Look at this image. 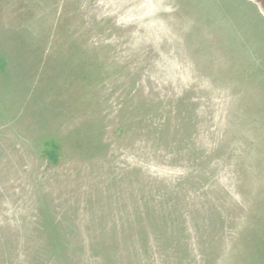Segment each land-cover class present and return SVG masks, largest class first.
<instances>
[{"label":"rangeland","instance_id":"1","mask_svg":"<svg viewBox=\"0 0 264 264\" xmlns=\"http://www.w3.org/2000/svg\"><path fill=\"white\" fill-rule=\"evenodd\" d=\"M0 264H264L260 0H0Z\"/></svg>","mask_w":264,"mask_h":264},{"label":"flooded vegetation","instance_id":"2","mask_svg":"<svg viewBox=\"0 0 264 264\" xmlns=\"http://www.w3.org/2000/svg\"><path fill=\"white\" fill-rule=\"evenodd\" d=\"M261 1V3L263 4V6H264V0H260Z\"/></svg>","mask_w":264,"mask_h":264}]
</instances>
